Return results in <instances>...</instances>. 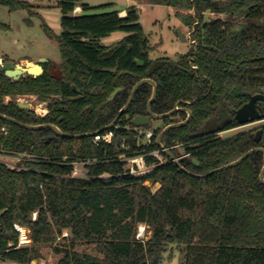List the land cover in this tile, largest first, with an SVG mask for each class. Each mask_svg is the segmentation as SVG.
Masks as SVG:
<instances>
[{
  "label": "trees",
  "instance_id": "trees-1",
  "mask_svg": "<svg viewBox=\"0 0 264 264\" xmlns=\"http://www.w3.org/2000/svg\"><path fill=\"white\" fill-rule=\"evenodd\" d=\"M149 1L172 8L192 30L186 54L152 60L135 6L121 17L118 11L88 14L95 8L59 0L60 34L44 22L42 30L57 43L60 63L43 64L39 78L14 81L0 73V114L28 125L51 124L64 135H83L64 138L50 129L28 131L0 119V152L33 158L21 171L0 163V262L29 264L38 258L37 245L45 244L44 257L50 255L52 264H161L173 245L184 251L181 264H264V156L254 153L234 168L212 173L264 147V135L255 139L257 129L219 137L240 127L234 111L250 96L264 94V0ZM0 5L36 15L22 0H0ZM76 8L81 14H74ZM238 20H243L239 29ZM115 32L126 36L101 45ZM143 79L157 85L154 114L176 107L191 112L187 124L161 139L165 148H183L187 156L179 163L186 172L164 153L166 162L160 165L154 157L145 159L157 166L141 177L126 174L118 160L121 154L158 151L162 130L187 118L178 111L161 120L151 143L137 147L138 129L131 121L147 115L152 87L146 84L115 127L105 129ZM24 97L46 104L47 114L20 108L17 101ZM109 131L114 133L110 145L85 136ZM176 149L170 153L178 158ZM74 162L88 163L86 179L70 177ZM145 182L159 188L152 193ZM15 224L29 231L30 247L17 248ZM140 225L151 234L147 240L138 237ZM64 230L85 244L81 253L74 251L76 243L53 246Z\"/></svg>",
  "mask_w": 264,
  "mask_h": 264
},
{
  "label": "rangeland",
  "instance_id": "rangeland-1",
  "mask_svg": "<svg viewBox=\"0 0 264 264\" xmlns=\"http://www.w3.org/2000/svg\"><path fill=\"white\" fill-rule=\"evenodd\" d=\"M26 2L36 13L31 15L26 10H17L9 12L8 8L0 5V25L9 27V30L0 28V56H6L10 62L19 64L23 61H29L23 67H30L40 59H46L55 65L60 63V52L55 41L50 40L42 30V23L48 25L55 35L61 32L60 27V11L57 7L59 0H22ZM81 3L87 4L95 8L88 14H99L111 11L126 10L135 6L139 14V22L143 27L144 34L148 37L149 44L152 47L150 58L152 60L158 58L177 59L179 56L186 54L193 43L191 39L192 30L186 27L183 22L175 16L172 8L163 5H156L149 0H143L138 3L136 0H80ZM123 17V16H121ZM243 24V20H238L237 29ZM126 36L123 32H115L100 43L103 46L113 45ZM2 60V59H1ZM2 64H4L2 60ZM55 75L59 72L56 70ZM17 103L26 104L28 109L37 114L45 115L46 104L39 103L34 97H24L18 99ZM260 124H249L236 128L229 132L219 134L221 138L230 137L239 132H245L256 129ZM161 121H154L151 130L162 127ZM179 157L183 155V148L176 149ZM1 161L8 162L11 166L23 167V161L11 162L10 159ZM11 169V168H10ZM17 171V170H16ZM146 186L154 193L158 188V184L146 183ZM138 236L143 240H147L151 235L150 232L144 230V226L140 225ZM198 241V239L196 240ZM71 243L79 245L75 248V252L81 253V249L85 244L75 242L73 236L64 230L62 235L56 238L53 246L68 248ZM198 243V242H196ZM47 245H37L38 258L43 259L46 264H52V257H44ZM184 251L182 247L168 246L163 255L161 264H181L183 262ZM0 264H15L8 261L0 262Z\"/></svg>",
  "mask_w": 264,
  "mask_h": 264
},
{
  "label": "water",
  "instance_id": "water-1",
  "mask_svg": "<svg viewBox=\"0 0 264 264\" xmlns=\"http://www.w3.org/2000/svg\"><path fill=\"white\" fill-rule=\"evenodd\" d=\"M206 22H208V21L205 20L204 23H206ZM47 62H48V60H46V59H40L30 67H23L20 64H14L13 62H6L4 64H0V73H4L5 77L12 79L14 81H17L20 78H24L26 76H30L33 78H39L42 76V74L44 72L42 65L47 63ZM146 84H148L152 87V94H151V97H150V99L147 103V106H146L147 115L135 117L131 121V125L136 129H151L154 121H161L165 118L171 117L172 115H174L178 111H185L187 113L186 120L184 122L171 124V125L165 127L162 130V132L157 136L156 143H157L159 149H161L164 152V154L168 157V159L171 162H173L181 171L186 172L185 169L180 165L179 160L177 158H175L169 151L166 150L164 145L161 143V139L164 136V134L166 132H168L169 130L175 129V128H178L180 126L187 124L189 122V120L191 119V112L188 109L176 107L172 111L165 113V114H161V115L154 114L151 111V105L157 96V85L155 84L154 81H152L150 79H143V80H140L139 82H137L133 86L132 91L129 95V98H128L126 104L120 109V111L118 112L115 119L105 129H111V128L115 127L116 123L121 118V116H123L127 112V110L130 107L138 89L141 86L146 85ZM119 90L120 89L113 92L109 101L113 99V97L117 94V92H119ZM258 102L264 103V94H255V95L250 96L249 101L246 104H244L238 110L234 111L235 120L240 125V127L264 121V108L262 109V111H260L256 106V104ZM18 106L20 108H23V109L29 108L28 105L21 104V103H18ZM0 119L4 120L6 122H9L11 124H14L16 126H19V127L26 129L28 131H38V130L50 129L53 132H55L58 136L64 137V138H77L78 139V138H81L83 136V135H73V136L64 135L54 125H51V124L28 125V124H24L22 122H19L15 119L8 117L6 115H3V114H0ZM263 134H264L263 129H259L256 132V141L257 142L260 141ZM94 135L95 134H87L85 136L93 137ZM254 153H261L264 156V148L251 149V150L247 151L246 153H244L237 160H235V161L231 162L230 164H227V165H225L219 169H216L212 173H217V172H220L223 170L234 168V167L240 165L244 160H246L249 156H251ZM212 173L206 174L204 176H199V177H206ZM260 180L264 184V166L260 172Z\"/></svg>",
  "mask_w": 264,
  "mask_h": 264
},
{
  "label": "built area",
  "instance_id": "built-area-1",
  "mask_svg": "<svg viewBox=\"0 0 264 264\" xmlns=\"http://www.w3.org/2000/svg\"><path fill=\"white\" fill-rule=\"evenodd\" d=\"M0 64H2L1 59H0ZM46 114H47V108L45 109V115ZM37 115L44 116L41 114H37ZM137 132H138L137 133V135H138L137 136V147H139L140 144H143L144 146H148L153 139L152 130L138 129ZM93 138H94L93 139L94 144H98L100 142H103L104 144L110 145L114 139V133L111 131L105 132V133L99 132V133H96L93 136ZM178 147H180V146L169 147V148H166V150L170 152V150H172L174 148H178ZM161 153H164L161 149H159L158 151H153V152H149V153H144V150H143L142 153H140L136 156H133V157L132 156L130 157L127 154H121L118 156V160L121 161L122 163H124V169L126 171V174L131 175L133 177H141V176H145V175L149 174L150 172H152L153 169L157 166V164L148 165L146 163V160H145L147 157L156 158L159 162V165L166 162V160L163 158ZM186 156L187 155H184L182 157H178L177 159L180 160L181 158H184ZM3 159H7V160L10 159L11 162L23 161V164L33 160L32 156L27 155V154H15V153H8V152H0V163L4 164L8 169L11 168V170H17V171L24 170L25 166L17 167V165H15V164L14 165L11 164V166H10V164L8 162L1 161ZM87 165H88V163H84V162L72 163V165H71L72 172H71L70 177L72 179H86L87 178V170H86ZM146 183H148V182H145V185H146ZM35 217H36V214L34 213L33 219H35ZM14 229L19 234L17 248H28V247H30L32 245V241L29 237V231L27 229H25L24 227L17 225V224L14 225ZM29 264H46V262L43 259H34Z\"/></svg>",
  "mask_w": 264,
  "mask_h": 264
},
{
  "label": "crops",
  "instance_id": "crops-1",
  "mask_svg": "<svg viewBox=\"0 0 264 264\" xmlns=\"http://www.w3.org/2000/svg\"><path fill=\"white\" fill-rule=\"evenodd\" d=\"M118 12H119L120 16H125V10H121V11H118ZM74 14H81V9L80 8H76L75 11H74ZM4 58L8 59L6 56H0V59H4ZM10 61L11 60L8 59V62H10ZM28 63H29V61H23V62H20L19 64L20 65H24V64H28ZM7 100H8V98H7Z\"/></svg>",
  "mask_w": 264,
  "mask_h": 264
},
{
  "label": "flooded vegetation",
  "instance_id": "flooded-vegetation-1",
  "mask_svg": "<svg viewBox=\"0 0 264 264\" xmlns=\"http://www.w3.org/2000/svg\"><path fill=\"white\" fill-rule=\"evenodd\" d=\"M193 44V43H192ZM256 106H257V108L260 110V111H262V109L264 108V103H261V102H258L257 104H256ZM253 124H260L256 129H257V131L259 130V129H263L264 130V121H262V122H259V123H253ZM243 127V126H242ZM264 135V134H263ZM256 136V135H255ZM262 138V137H261ZM256 139V138H255ZM261 140V139H260ZM264 148V147H263Z\"/></svg>",
  "mask_w": 264,
  "mask_h": 264
}]
</instances>
